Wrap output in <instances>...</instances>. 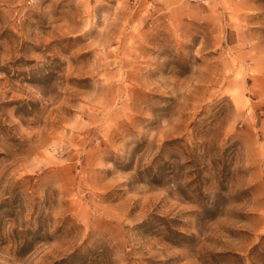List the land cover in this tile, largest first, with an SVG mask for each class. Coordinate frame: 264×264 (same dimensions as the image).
<instances>
[{
    "label": "rangeland",
    "instance_id": "374dc122",
    "mask_svg": "<svg viewBox=\"0 0 264 264\" xmlns=\"http://www.w3.org/2000/svg\"><path fill=\"white\" fill-rule=\"evenodd\" d=\"M0 264H264V0H0Z\"/></svg>",
    "mask_w": 264,
    "mask_h": 264
}]
</instances>
